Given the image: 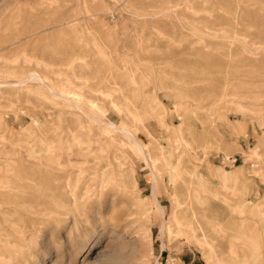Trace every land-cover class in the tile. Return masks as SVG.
Here are the masks:
<instances>
[{"label":"rangeland","instance_id":"1","mask_svg":"<svg viewBox=\"0 0 264 264\" xmlns=\"http://www.w3.org/2000/svg\"><path fill=\"white\" fill-rule=\"evenodd\" d=\"M0 82V172L66 203L0 221L2 264H264V0H0ZM114 154L127 189L86 180Z\"/></svg>","mask_w":264,"mask_h":264},{"label":"bare ground","instance_id":"2","mask_svg":"<svg viewBox=\"0 0 264 264\" xmlns=\"http://www.w3.org/2000/svg\"><path fill=\"white\" fill-rule=\"evenodd\" d=\"M250 48V47H249ZM254 50L252 49V52H253ZM257 54V53H256ZM259 57V56H258ZM253 62V61H252ZM19 63V62H18ZM3 64V63H2ZM4 65V64H3ZM214 65V64H213ZM8 66V65H7ZM6 66V67H7ZM253 66H254V64H253ZM11 67H13V66H11ZM6 70V69H5ZM225 71H227V70H225ZM213 74V73H212ZM243 74V73H242ZM185 75V74H184ZM221 75V74H220ZM2 76V75H1ZM4 76V75H3ZM2 76V77H3ZM219 76V75H218ZM29 77V79H28V81L29 80H32V81H38V82H40V83H42L44 86H46V88H47V90H48V92L51 94V95H53L54 97H59V98H62V99H64V100H67V101H69V102H71L73 105H75V106H77L78 108H80V106L77 104V103H75L73 100H71V99H69L68 97H66V96H64V95H60V94H58V93H56L50 86H47L46 85V82L44 81V79L42 78V76L39 74V73H37V72H32L31 74H30V76H28ZM23 78H25V77H23ZM187 81V80H186ZM22 83H25V82H27V80H24V81H21ZM1 83V82H0ZM8 84V83H7ZM5 85V84H4ZM18 85V84H17ZM20 85V84H19ZM18 87V86H17ZM23 87V86H22ZM56 90V89H55ZM215 93V92H214ZM213 95V94H212ZM202 97H203V95H202ZM236 97V96H235ZM206 98V97H205ZM204 98V99H205ZM208 98V97H207ZM211 98V97H210ZM226 99V98H225ZM221 101V100H220ZM259 108V107H258ZM256 109V108H255ZM248 114H249V112H248ZM259 114V113H258ZM255 115H257V114H255ZM258 116V115H257ZM258 119V118H257ZM89 120L92 122V123H95V124H102V122H99V121H97V120H95V119H92V118H89ZM4 124V123H3ZM107 126L110 128V129H113L114 131H118V132H121L122 134H124L126 137H128L129 138V140L131 141L130 143H128V144H131V146L133 145L134 146V148L137 150V151H139V153H140V156H141V158H142V161L144 160L145 162H146V166L147 165H149V163H148V155L146 156L145 155V153L143 152L145 149H144V147H143V145H142V143L140 142V141H138L135 137H134V135L132 134V132L130 131V130H128V129H119L118 127H116L113 123H111V122H109V123H107ZM159 126V125H158ZM162 133V132H161ZM233 135V134H232ZM175 138V137H174ZM173 138V139H174ZM170 139V138H169ZM172 139V138H171ZM170 139V140H171ZM40 141V140H39ZM126 141H127V139H126ZM127 142H129V141H127ZM152 142V141H151ZM43 143V142H42ZM148 143V142H147ZM40 144H41V142H40ZM44 144V143H43ZM157 144V143H156ZM235 144H236V142H235ZM45 145H47V143L45 144ZM147 145V144H146ZM149 145V144H148ZM88 146V145H87ZM132 146V147H133ZM152 146V145H151ZM155 146H157V145H155ZM159 146V145H158ZM165 146H167V145H165ZM170 146H172V145H170ZM206 146V145H205ZM205 146H204V148H205ZM12 147V146H11ZM49 147V146H48ZM33 148V147H32ZM43 148V147H42ZM47 148V147H46ZM114 148V147H113ZM157 148V147H156ZM159 148V147H158ZM111 149V148H110ZM196 150V149H195ZM45 151V150H44ZM82 151H84V150H82ZM86 151V150H85ZM114 151H117V150H114ZM125 151V150H124ZM205 151V150H204ZM91 152V151H90ZM118 152V151H117ZM39 153V152H38ZM44 153V152H43ZM46 153H50V152H46L45 151V153L44 154H46ZM67 153V152H66ZM115 153V152H114ZM120 153V152H119ZM87 154V153H86ZM111 154H113V153H111ZM121 154V153H120ZM147 154V153H146ZM47 155V154H46ZM51 155V154H50ZM47 156L46 158H45V160L48 162L47 163V166H51L50 164H49V162L50 161H54V159L51 157V156ZM63 155V154H62ZM61 155V156H62ZM87 155H89V154H87ZM155 155V154H154ZM27 156V155H26ZM55 156V155H54ZM69 156V155H68ZM86 156V155H85ZM25 157V156H24ZM88 157V156H87ZM90 157V156H89ZM122 157V156H121ZM193 157V156H192ZM91 158H93L92 157V155H91ZM95 159H98V157L96 158V157H94ZM132 158V157H131ZM53 159V160H52ZM57 159V161L55 160V164H56V167L54 168L55 170H61V173H56V171L54 170V172L53 171H48L49 173H51L52 175H51V177L53 178L52 180H54V181H56V182H61L62 183V190L67 194V195H69L70 196V199H69V201L70 202H73V200H74V198H75V196H76V192H74L75 191V189H77L78 187L76 186V183H78V181L80 182V180H79V178L77 177L76 179H72L73 180V182H74V184L72 185L71 184V181H70V179H71V177H70V172L69 171H63L62 169H61V167H62V165H64L66 162L69 164V162H72L73 161V159L71 158V159H66V161H61V160H59L58 158H56ZM117 159H119L118 158V156L117 155H112V156H108L107 158H105L104 160H102V161H100V163L98 164V166H97V170H96V172H98L97 174L98 175H96L97 176V178L95 177H93V174H94V172H91L90 170H89V172L88 173H90L88 176L89 177H87L88 179H86V180H92V181H94L95 180V182L100 186V187H114V188H123L124 190L125 189H127V184L129 183V178H131L130 176L131 175H129V171H127V170H125L124 168L123 169H121L120 168V166L117 164ZM8 160H10V158L8 159ZM94 160V159H93ZM93 160H91L92 162H93ZM124 160V159H123ZM163 160V159H162ZM19 161H20V159H19ZM165 161V160H164ZM10 162H11V160H10ZM74 162V161H73ZM76 162H79V161H76ZM88 163L87 161H85V159L83 160V161H81V163ZM90 162V161H89ZM122 163H123V161H121ZM162 162L163 161H161V164H162ZM66 163V164H67ZM120 163V162H119ZM126 163V162H125ZM153 163V162H152ZM6 164V163H5ZM167 164V163H166ZM70 165V164H69ZM76 165V164H75ZM162 165H164V164H162ZM168 165V164H167ZM193 165V164H192ZM20 166V165H19ZM21 166H26V165H21ZM31 166V165H30ZM42 166V165H41ZM59 166H60V168H59ZM123 166V165H122ZM126 166V165H125ZM166 166V165H165ZM169 166V165H168ZM175 167L177 166V165H174ZM27 167H29V166H27ZM36 167V166H35ZM77 167V166H76ZM129 167V166H128ZM150 167H151V164H150ZM177 167H179V166H177ZM37 168V167H36ZM130 168V167H129ZM165 168V167H164ZM24 169H26V168H24ZM45 169V168H44ZM48 169V168H47ZM50 169V168H49ZM116 169H117V172H116ZM152 169V168H151ZM176 169V168H175ZM27 170V169H26ZM29 170H31V168L29 169ZM39 170V169H38ZM37 170V171H38ZM78 171V170H77ZM87 171V170H86ZM23 172H25L24 170H23ZM151 172V171H150ZM168 172V171H167ZM173 172V171H172ZM184 172V171H183ZM186 172V171H185ZM152 173V172H151ZM176 173V172H175ZM178 173H179V171H178ZM75 174V173H74ZM76 174H77V172H76ZM81 174H83V173H81ZM156 174H157V172H156ZM171 174V173H170ZM177 174V173H176ZM25 174H23V175H21V173L18 171V169H8V170H6V171H4V172H0V221H3L4 223L5 222H7V224H9V227H11L12 225H13V223H12V225H10V223H9V221H7L6 219H7V217H9L10 218V216H16L17 215V211H16V208H18V207H22L23 209H25V207L27 206V204H30V203H33L34 204V207L36 208V211L37 212H46V213H55V214H61V212L59 211V209L60 208H63V207H65V204L66 203H62L63 201H59L60 199H61V194H62V192H54V193H50V192H46V191H42V189H43V187H40V188H35V187H33V185H31L32 184V182H31V180H34V178L32 177V176H28V175H25ZM78 175V174H77ZM154 178V180L156 179V177L154 176V174H151ZM169 175V174H168ZM184 175H186V174H184ZM188 175V174H187ZM47 176V175H46ZM171 176H172V178H175V176L173 177V175L171 174ZM193 176V175H192ZM50 177V178H51ZM161 177V176H160ZM180 177V176H179ZM194 177V176H193ZM233 177V176H232ZM86 178V177H85ZM85 178H84V182H85V186H87V182H86V180H85ZM169 178V177H168ZM172 178H169V180L170 179H172ZM199 179V178H198ZM196 180H197V178H196ZM45 181V180H44ZM88 181V182H89ZM31 184H30V183ZM48 182H50V181H48ZM136 183V182H135ZM168 183V182H167ZM50 184V183H49ZM241 184V183H240ZM243 184V183H242ZM37 185H38V183H37ZM39 186H40V184H39ZM93 187L95 188V186L93 185ZM47 188V187H46ZM49 188V187H48ZM85 188L86 187H82V190H85ZM102 189V188H101ZM229 189H231V188H229ZM110 190V189H109ZM50 191V190H49ZM101 191V190H100ZM190 191V190H189ZM187 192H188V190H187ZM121 193V192H120ZM244 193V192H243ZM107 194V193H106ZM81 195H82V193H81ZM245 195H246V193H245ZM244 194H243V196H245ZM152 197H153V200L156 202V204L158 205V207H159V210L161 211V213L163 214L164 213V210H163V207L161 206V204L158 202V200H157V193H156V191H155V189H153L152 190ZM244 198V197H243ZM56 201L57 202V204L60 206V208L59 209H56V207H45L44 205H45V203H47V201ZM75 201V200H74ZM177 202H179V201H177ZM182 202V204L184 203V204H186V199L185 200H183V201H181ZM181 202H179V203H181ZM74 203V202H73ZM55 206V205H54ZM45 207V208H44ZM62 210V209H61ZM19 211H20V209H19ZM22 211H24V210H22ZM34 212V211H33ZM16 213V215H14ZM24 213H26L25 211H24ZM27 214H28V212H27ZM41 216V215H40ZM22 217V216H21ZM39 217V216H38ZM43 217V216H42ZM50 218H51V216H49ZM53 217V216H52ZM16 219H19V217L17 218V216H16ZM22 219V218H21ZM26 219V218H25ZM23 220V219H22ZM6 224V223H5ZM190 224H191V228L192 229H194V225H193V223L192 222H190ZM3 225V224H2ZM16 226V225H15ZM166 226H165V223H163V225H162V231H163V229L165 228ZM18 232V231H17ZM1 233H2V237L0 238V245H3L2 247H4L5 248V250L6 249H15V244H16V242L14 241V240H7L8 238H10L11 236H10V234H7V231H6V229H3L2 227H0V235H1ZM29 233V232H28ZM19 235V234H18ZM23 236V235H22ZM20 242H22V241H20ZM22 244V243H21ZM8 251V250H7ZM15 251H17V250H15ZM15 251L14 252H12V253H14V255H15ZM20 251V250H19ZM88 251V250H87ZM10 253V252H9ZM17 253H20V252H17ZM16 253V254H17ZM0 257H2V254H0ZM7 258H8V256H7ZM9 259V258H8ZM18 259V258H17ZM2 260V259H1ZM7 260V259H6ZM11 261V260H10ZM9 261V262H10ZM8 262V261H7ZM6 262V264H8ZM12 262V261H11ZM10 262V263H11ZM1 263V262H0ZM2 264V263H1ZM5 264V263H4Z\"/></svg>","mask_w":264,"mask_h":264}]
</instances>
